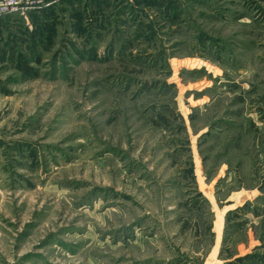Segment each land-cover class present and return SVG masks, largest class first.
<instances>
[{
  "label": "rangeland",
  "instance_id": "obj_1",
  "mask_svg": "<svg viewBox=\"0 0 264 264\" xmlns=\"http://www.w3.org/2000/svg\"><path fill=\"white\" fill-rule=\"evenodd\" d=\"M43 1L0 17V264H264V0Z\"/></svg>",
  "mask_w": 264,
  "mask_h": 264
},
{
  "label": "crops",
  "instance_id": "obj_2",
  "mask_svg": "<svg viewBox=\"0 0 264 264\" xmlns=\"http://www.w3.org/2000/svg\"><path fill=\"white\" fill-rule=\"evenodd\" d=\"M258 10H256L255 11V13H252L250 16H248L249 17V19H251L250 21L251 22H258V21H260L262 18L260 17L261 16V14H262V11L261 12H259L258 14ZM242 17H246L245 16V13L243 14H240L239 15V19H240V21H242ZM250 62H251V59H250ZM242 72V71H241ZM246 85V84H245ZM251 88H253L252 89V91L256 88V87H253V86H250ZM257 105H260V106H254L253 107V109H255L257 112H255V113H251L250 114V117H251V119H250V129H254V131H255V138H258V135L259 134H262V132H260L259 131V123H261L260 125H262V127L264 126V120H261L259 117H260V115L261 116H263V114H264V106L262 105V103H258ZM260 110V111H259ZM260 119V120H259ZM254 121H255V123H254ZM259 185H257L256 187H254V188H252V191H251V194H250V196H249V199L246 197L245 198V202L247 201H252V197L254 196L255 197V199H258L259 197H262L261 195H256L255 194V191H258L259 192V187H258ZM260 192H262L261 190H260ZM253 197V198H254ZM230 198V197H229ZM232 202V201H231ZM233 203V202H232ZM232 203H230L229 205H232ZM241 207V205H236V207H234L233 209H232V211L233 210H239V208Z\"/></svg>",
  "mask_w": 264,
  "mask_h": 264
},
{
  "label": "built area",
  "instance_id": "obj_3",
  "mask_svg": "<svg viewBox=\"0 0 264 264\" xmlns=\"http://www.w3.org/2000/svg\"><path fill=\"white\" fill-rule=\"evenodd\" d=\"M42 3L43 0H0V17L13 14L25 16Z\"/></svg>",
  "mask_w": 264,
  "mask_h": 264
},
{
  "label": "trees",
  "instance_id": "obj_4",
  "mask_svg": "<svg viewBox=\"0 0 264 264\" xmlns=\"http://www.w3.org/2000/svg\"><path fill=\"white\" fill-rule=\"evenodd\" d=\"M94 58V57H93ZM96 58V57H95ZM21 69H23L27 74H32V71L34 70L32 67H30V66H28L27 64H26V66L24 67V68H22L21 67ZM248 205V204H247ZM241 210V209H240ZM247 257H249V256H246L244 259L242 258V259H238V261L239 262H242V261H244ZM256 260V259H255ZM258 261H261V259H258ZM258 261L256 260V262L258 263ZM256 263V264H257ZM254 264V263H253Z\"/></svg>",
  "mask_w": 264,
  "mask_h": 264
}]
</instances>
